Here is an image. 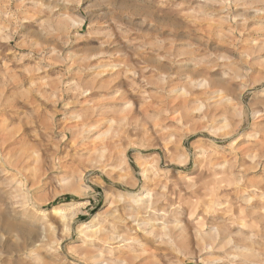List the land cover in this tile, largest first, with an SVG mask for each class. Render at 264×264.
Segmentation results:
<instances>
[{"label": "rangeland", "instance_id": "1", "mask_svg": "<svg viewBox=\"0 0 264 264\" xmlns=\"http://www.w3.org/2000/svg\"><path fill=\"white\" fill-rule=\"evenodd\" d=\"M97 254L264 264V0H0V264Z\"/></svg>", "mask_w": 264, "mask_h": 264}, {"label": "bare ground", "instance_id": "2", "mask_svg": "<svg viewBox=\"0 0 264 264\" xmlns=\"http://www.w3.org/2000/svg\"><path fill=\"white\" fill-rule=\"evenodd\" d=\"M241 1V0H240ZM70 22V21H69ZM222 61V60H221ZM223 63V62H222ZM200 86V85H199ZM97 90V89H96ZM87 92V91H86ZM85 94V93H84ZM218 100H220V98L218 99ZM221 101V100H220ZM202 107H203V105H202ZM87 126V125H86ZM89 128H91V127H89ZM227 137V136H226ZM88 150V149H87ZM201 151V150H200ZM142 165V164H141ZM141 169V168H140ZM146 172H148L147 171V168H143V169H141V171H140V174L143 176V177H145V173ZM63 185V184H62ZM145 193H141V194H135V193H128V194H126V197L125 196H120V199L121 198H124L123 200H125V198L128 200L127 202H129L132 206H134L133 208H134V211L135 212H133L132 211V209L130 210V212L126 215V217H125V219H120V218H118L116 215H114L115 214V212H111L110 214L108 213V214H104V217H111L112 218V220L113 221H115V222H118V223H120V224H124V225H126V224H134L135 225V227L137 228V229H140V230H145L146 229V227L148 228V229H146V231L148 230L149 232H147L149 235H152V236H154V237H158L159 235H161L162 233L161 232H159L158 233V231H156L157 229H155V227H154V225L151 223L152 222V220H154V217H153V211H152V207H151V203H148V204H146V202H148L149 201V195L147 194L148 192L147 191H144ZM147 192V193H146ZM148 195V196H147ZM147 196V197H146ZM126 202V203H127ZM24 206V205H23ZM22 206V207H23ZM67 207V206H66ZM68 209L67 208H65V207H53L50 211H49V214L50 215H53V216H58L59 217V219H60V221H61V226L63 227V229H67V221H68ZM140 213L142 214H144L143 216L145 217V219H146V216L148 217L146 220H144V221H142V220H140V218H139V215H140ZM155 214V213H154ZM42 215H46V212H42ZM152 215V216H151ZM93 219H96V217L95 218H93ZM95 221V220H94ZM127 222V223H126ZM173 225V224H172ZM156 226V225H155ZM115 227V226H114ZM171 228H172V226L171 225H169V223H162V227H161V229H160V231H164V234H162V235H164V237H167V239H168V241H169V243L171 244V243H173V244H175V237H173L172 236V234L170 233L169 234V230H171ZM44 229L45 230H52V226L51 225H46L45 227H43L42 228V236H41V238H42V242H44ZM81 231L83 232H85L86 233V235L87 236H89V235H91V236H97V235H104L103 236V238L105 237V239H104V242H108V243H110V242H116V243H132L133 241H134V238H130V237H119V236H114V235H110L109 233H104V230H102L100 227H98V225L97 224H92V225H90V226H85L84 225V227L82 226L81 228ZM88 229V230H87ZM114 229V228H113ZM113 229H112V231H113ZM159 229V228H158ZM85 235V236H86ZM90 237V236H89ZM91 238V237H90ZM118 241V242H117ZM42 244V243H41ZM40 245V244H39ZM41 246V245H40ZM112 249V248H111ZM119 249H121V248H119ZM130 249V248H129ZM38 250V249H37ZM37 250H33V251H30L29 252V255L30 256H32V258L35 260V261H41L40 260V255H38L37 253ZM41 250V249H40ZM112 251H114V250H110L109 252L111 253ZM115 252V251H114ZM122 254H123V252H122ZM121 254V255H122ZM109 255V254H108ZM91 258V262H90V264H109L108 263V261L106 262V261H101L100 263L98 262V259L100 258L99 256H98V254H97V256H92V257H90ZM115 258V257H114ZM120 257H117L116 258V261H118V263L119 262H123V263H126V262H128V263H130L131 262V260L133 261L135 258H133V256H125L124 257V255H123V259L121 258V259H119ZM102 260V259H101ZM136 260V259H135ZM43 264V263H42ZM122 264V263H121Z\"/></svg>", "mask_w": 264, "mask_h": 264}]
</instances>
